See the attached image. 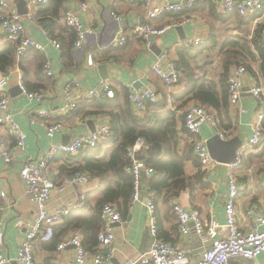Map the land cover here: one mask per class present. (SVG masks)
<instances>
[{
	"label": "crops",
	"instance_id": "1",
	"mask_svg": "<svg viewBox=\"0 0 264 264\" xmlns=\"http://www.w3.org/2000/svg\"><path fill=\"white\" fill-rule=\"evenodd\" d=\"M8 1L11 7L22 17L26 34L43 47V52H38L36 54L37 57L40 56L41 61L50 60L51 67L55 72L52 78L48 77L46 81H43L41 79L43 78L41 77L42 70L40 72L38 71V67L33 70L27 66L26 69L29 70V74L28 77H25V71L19 66L20 60L17 61L15 58V65L6 73L10 75L7 89L8 96L10 97V109L14 115L15 122L25 134L26 145L25 150L22 152L12 149V160L9 163H5L0 157V188L5 191V198H0V233L2 235L0 252L6 257L8 264H17L15 261L17 250L25 232L23 226L32 220L36 211V207L25 195L24 183L20 177L22 167L26 162L34 160L52 143L67 144L88 131H95L102 124H109V118L106 115H94L83 119H72L69 116L58 117L51 121L58 119L57 121L62 124L63 130L55 133L54 137L49 138L46 135L48 121L39 118L36 111L44 110L54 113L60 106L63 85L67 80L73 79L77 80L80 84L81 89H79L78 93H83V91L94 87L103 80H107L113 84L114 88L125 87L128 91L133 86L134 88H141L142 84L148 82L162 98H167L168 107L172 108L171 97L182 93L185 90L186 84L180 81L169 94L157 77L151 73V65L161 54L162 50L168 49L170 56L177 60L176 50L180 47L179 44L182 41L192 38L201 39L204 42L203 45L189 49L204 48L199 49L201 54L198 57L197 63L202 65L206 59H209L207 61L209 65L206 68V73L208 79L216 82L223 61L222 52H219L223 41L228 36H240L242 33L234 28V26H241L238 25V21H235V19L222 23L220 15L217 16L218 13L216 12L213 0H196L193 10L179 15L162 16L156 20H149L143 4L136 1L129 3L127 0H93L88 2L87 9L83 11L79 8V1L67 0L62 5L61 16L66 11L72 12L77 15L83 28L90 30V32L86 34L81 49L75 50L73 48L74 42L72 43L69 55L70 60H64L62 47L63 44L69 43L70 40L69 37H66L68 30L67 26L61 22V16L58 21H53L50 26H45L36 17V13L46 6L39 5L36 7L32 3V0ZM152 1L154 4H161L178 3L182 0ZM211 4L214 9H212ZM214 10L217 13L216 15H214ZM111 13L118 15L122 19L121 25L111 16ZM33 15L34 17L32 18ZM176 20L183 21L178 26L182 28L183 34L180 36L184 37L183 40L180 39L181 37L176 29H174L163 36L152 39L151 44L146 47L132 33L133 27L138 24H148L158 27ZM260 24L261 21L253 18L242 29L243 35L247 36L248 46L254 59L251 61L243 57L239 58V62H244L250 66L252 72L250 74L247 70L248 75L244 79L245 85L238 105H229L227 117L231 125V134L229 133L228 140L239 135L244 137V141L248 139L257 111L255 102L249 96V87L257 86L264 88V73L260 70L262 62L258 51L253 46L257 27ZM120 26H123L124 31L129 34V42L120 50H113L110 44ZM262 39L264 40V30L262 31ZM53 41L60 44L58 49L52 44ZM6 44V40L0 33V47ZM88 58H91L94 66L89 67L87 65ZM101 67H104V71L100 70ZM3 75L0 74V80ZM25 78L30 86L40 88L35 91L44 94V102L30 101L21 95L18 84L21 83L26 87L24 85ZM14 88H18L19 94L11 96L9 91ZM176 103L177 105L179 104L178 102ZM196 105L201 104L197 101H190L177 111V118L181 122L179 128L182 127L185 111ZM213 112L216 116V112ZM216 118L218 119L217 116ZM263 122L262 128L264 132ZM201 134L203 138L209 140L215 136V131L204 126L201 129ZM7 141L10 148H13L14 140L8 139ZM189 143L190 138L187 132H180V151H183L184 147ZM108 149L107 146H104L102 149L103 154ZM142 151L138 153V156H142ZM84 156V151L76 155L70 162L71 168L83 163ZM243 157L245 159L244 162L241 161L235 168L232 165L218 163L213 165L207 178L203 173L200 181L195 178L196 174L199 175L198 168L190 161L185 162L184 172L193 179V184L190 188L182 191L172 204L177 202L184 209L197 212L203 224H224L227 177L230 172L229 170L233 169L235 177L244 185V191L236 202L238 227L243 231L249 230L254 218L249 217L247 212L252 207H255L260 214L264 215V142L258 147L250 148ZM65 160L66 157L58 156L48 170V177L58 186L66 179L61 171L65 165ZM63 178L65 179L63 180ZM146 178L145 176L142 178L140 200L131 204L126 216L115 227V252L112 258L108 261H103L101 264H124L127 259L137 260L138 256L149 248L152 238L147 228V217L144 206V202L147 201L146 195L148 190L143 182ZM77 185L79 186L78 189L72 185L66 187L64 192L53 190L48 203L49 209L54 211L66 206L68 201H77L81 198L85 200L89 194H93L91 206L95 205L98 200L97 195L108 188L96 178L90 179L86 184ZM114 206L116 207L115 204ZM156 217L158 220V235L161 236L160 240L169 245H176L189 250L192 259H195L198 251L201 249V242L193 231L190 230L188 235L183 236L178 231L174 216L162 204H159V208L157 207ZM65 219L56 225L55 228L58 229ZM259 231L264 233V225L259 227ZM75 235H78L82 239L78 231H69L61 235L62 237L59 236L56 243L52 242L54 239L50 242H37L34 248L35 263L76 264L73 248L69 247L62 251L57 250V244L62 238ZM97 249L98 246L94 249L93 253L85 249L87 253L85 264H93L92 257ZM257 263L264 264V254L257 258ZM233 264H256V261L249 262L235 259L233 260Z\"/></svg>",
	"mask_w": 264,
	"mask_h": 264
},
{
	"label": "built area",
	"instance_id": "2",
	"mask_svg": "<svg viewBox=\"0 0 264 264\" xmlns=\"http://www.w3.org/2000/svg\"><path fill=\"white\" fill-rule=\"evenodd\" d=\"M84 0L79 4V8L85 11L88 2ZM143 4L146 9V16L149 20H156L162 16L179 15L194 9L196 0H182L178 3L154 4L152 0H127ZM218 14H236L244 19L254 18L258 21L264 19V0H213ZM34 6H46L49 0H32ZM111 16L121 25L122 19L111 13ZM34 15L32 16V18ZM61 22L76 32V39L73 48H82L86 34L90 30L83 28L77 15L66 11L61 16ZM183 21H174L161 26H151L148 24L136 25L132 33L138 37L148 47L152 39L163 36L169 31L176 29ZM0 33L8 43L14 44L15 58L19 61L30 50L43 52V47L26 34L22 17L11 7L8 0H0ZM129 42L123 26L115 32L114 39L110 44L113 50H120ZM55 48H59V43L53 41ZM199 38H192L182 41L179 46L185 49L203 45ZM264 54V40L261 44ZM89 67L94 66L91 58L87 59ZM157 79L161 82L167 93L179 84L181 78L180 70L176 65V58L170 56L168 49L162 50L161 54L153 62L150 68ZM42 74L46 77H53L55 72L51 67L50 60L46 59L42 65ZM246 64L231 68L228 76V102L231 106L238 105L243 93L244 79L247 76ZM10 75L5 74L0 80V157L5 163L12 160L11 151L18 152L25 150V134L15 122L14 115L10 109V97L7 89ZM21 95L28 100L44 102L45 96L42 92H29L25 87L18 84ZM113 84L107 80L100 81L97 85L89 88L83 93H78L80 88L77 80H67L61 90L60 106L53 113L44 110L36 111L39 118L48 121L46 125V135L54 137L55 133L63 130L62 124L56 120L58 117L70 116L83 101L112 99L114 98ZM249 96L256 104V114L251 125V133L246 141L242 143L237 153V162L232 164L235 168L246 152L253 147H258L264 142V132L262 122L264 121V88L249 87ZM162 97L156 89L148 82L142 84L141 88H129L127 100L135 114L141 115L147 104H156ZM183 127L190 138L192 151L197 158L201 171L207 178L213 165L217 164L209 155L207 142L202 137V127H208L215 131V136L221 141L229 139V133L221 131L218 127V119L214 112L202 105L190 107L183 114ZM110 136L109 124L100 125L95 131L76 137L67 144L52 143L34 160L24 164L20 171V177L24 183L25 195L36 207L35 214L29 223H26L23 238L19 244L16 256L17 264H36L34 261V248L37 242H50L54 236L53 228L60 224L72 212L85 205L84 199L68 201L66 206L51 211L48 203L53 190L64 192L66 187L73 184H86L90 177L84 173L76 172L70 178H66L61 185H56L49 177L48 170L53 164V160L58 156H76L82 151L96 150L100 144L105 143ZM8 139L14 140L13 148H10ZM144 148L143 142L138 140L132 147L128 148L130 166L126 172L133 181V194L131 204L140 200L142 178L150 177L153 174L151 168L145 167L142 161L137 159L138 153ZM227 177V195L224 204L225 222L222 225L211 223L203 224L197 212L186 210L177 202L172 204V212L176 220L178 231L186 236L190 230L199 238L201 249L195 259H192L189 250L176 245H169L158 239V229L156 222V207L154 203L155 193L147 190L146 195V217L147 228L152 238L149 248L140 254L137 260L127 259L124 264H233V260L240 259L257 263V258L264 254V233L259 231V227L264 225V215L260 214L255 207H252L247 215L253 217V223L249 230L243 231L238 227L236 215V202L244 191V185L235 177L233 169L229 170ZM0 198H5V191L0 188ZM101 231L98 236V249L92 257L93 264H101L112 258L115 252V224L122 221V217L113 204L102 205L99 212ZM2 235L0 233V245ZM73 248L76 264H85L87 253L82 244V239L78 236L62 238L57 244V250ZM0 264H8L6 257L0 252Z\"/></svg>",
	"mask_w": 264,
	"mask_h": 264
},
{
	"label": "trees",
	"instance_id": "3",
	"mask_svg": "<svg viewBox=\"0 0 264 264\" xmlns=\"http://www.w3.org/2000/svg\"><path fill=\"white\" fill-rule=\"evenodd\" d=\"M65 1L67 0H49L48 5L36 13V17L45 26H50L53 21H58L60 18L62 5ZM77 1L81 3L84 0ZM211 7L214 9L212 4ZM216 14L214 10V15ZM217 16L221 17L222 23L230 19L238 21V25L241 26H234V28L242 34L240 36H228L223 41L219 50V52H222L223 61L216 82L208 79L206 73L209 59H206L202 65L197 63L201 54L199 49L204 48L185 49L178 47L176 50V65L181 73L179 82H185L186 85L182 93L171 97L172 108L168 107L167 98H162L156 104H147L143 113L137 115L127 100L128 90L125 87H113L114 98L83 101L80 103L79 108L69 116L72 119H83L94 115H106L109 118L110 136L108 140L100 144L96 150L84 151L83 163L72 168L70 162L75 156H67L64 162L65 165L61 169L65 178H70L76 172H81L88 175L90 179H99L108 188L97 195L98 200L92 206L93 194H89L85 199L86 201L84 200L85 205L82 208L72 212L58 229L54 227L52 238L54 240H51L52 242L56 243L59 236L69 231H78L85 249L93 253L98 246V236L101 231L99 212L102 205L106 203L115 204L122 218L126 216L131 207L133 194V181L126 172L127 167L130 166L127 150L138 140H141L144 145V150L141 152L144 157L142 163L145 167L153 170V174L143 182L148 190L155 193L156 213L157 207L159 208V204H162L174 216L172 202L182 191L192 186L193 179L184 172L185 162H192L199 172V175L196 174L195 178L198 181L202 179L203 172L200 171V164L193 154L192 144L189 143L183 151H180V132H185V129L183 124L179 128L181 122L177 118V111L190 101H197L215 111L219 119V129L231 134V125L227 117L229 72L233 66L246 64L239 62L240 57L251 61L254 59L248 46L247 36L243 35L242 32L244 25L249 24L253 18L244 19L236 14H218ZM67 30L66 37H69L70 41L63 44L62 47L64 60H70L72 43L76 39V32L69 27H67ZM263 30L264 19L258 25L253 40V46L258 51L262 62L260 70L264 73V54L261 48ZM37 53L30 50L20 59V65H18L25 71V77H28L29 74V70L26 69L27 66L33 70L38 67V71L41 72L44 61H41L40 56L37 57ZM14 65V44L7 42L6 45L0 47V74L5 75ZM246 70L251 74L250 66L246 65ZM42 75L41 72V77H43L41 79L46 81L48 77ZM24 85L27 91L40 89L30 86L26 78L24 79ZM176 102L179 104L177 105ZM104 146L109 148L105 154L102 151ZM243 158L241 159L242 162L245 160ZM112 184H114L113 187H111ZM157 217L159 220V214ZM157 217L156 222L158 223ZM173 218L175 220V217ZM160 237L158 235V239H161Z\"/></svg>",
	"mask_w": 264,
	"mask_h": 264
},
{
	"label": "water",
	"instance_id": "4",
	"mask_svg": "<svg viewBox=\"0 0 264 264\" xmlns=\"http://www.w3.org/2000/svg\"><path fill=\"white\" fill-rule=\"evenodd\" d=\"M176 31L178 32L179 36L183 34L182 28L180 27L176 28ZM180 37H181L180 38L181 40L184 39V37L183 38L182 36ZM100 70L104 71V67H101ZM9 94L11 96L18 95L19 94L18 88H14L13 90H10ZM93 131L94 130H91V132ZM243 141H244V137L242 135L236 136L233 139L227 140V141H221L218 138V136H214L210 138L207 142V148H208L209 155L212 158V160L218 164H222V165L235 164L237 162L238 150L241 148ZM137 159L139 161H143L144 157L138 156ZM73 186L77 189L79 188V186L76 183L73 184ZM144 203L146 204V201ZM117 225L118 224H115L114 226L116 227Z\"/></svg>",
	"mask_w": 264,
	"mask_h": 264
}]
</instances>
